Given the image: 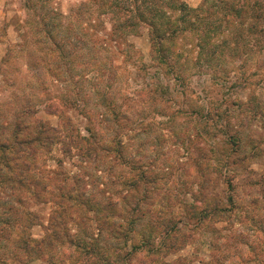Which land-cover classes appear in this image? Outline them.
I'll use <instances>...</instances> for the list:
<instances>
[{
	"label": "clouds",
	"instance_id": "obj_1",
	"mask_svg": "<svg viewBox=\"0 0 264 264\" xmlns=\"http://www.w3.org/2000/svg\"><path fill=\"white\" fill-rule=\"evenodd\" d=\"M81 4L111 46L30 68ZM5 145L0 264H264V0H0ZM40 177L37 200L18 181ZM102 191L120 213L103 231L76 203Z\"/></svg>",
	"mask_w": 264,
	"mask_h": 264
},
{
	"label": "rangeland",
	"instance_id": "obj_2",
	"mask_svg": "<svg viewBox=\"0 0 264 264\" xmlns=\"http://www.w3.org/2000/svg\"><path fill=\"white\" fill-rule=\"evenodd\" d=\"M134 2V1H133ZM68 3L71 5L74 3V0H68ZM13 11L22 12V8L14 9ZM65 11L72 16V24L68 29H65L61 32H57L54 35L46 32L45 35V48L38 49V51H44V55L38 57L36 61L30 65V68L38 69L40 64L44 61L53 63L55 66L63 68L65 65L68 66L65 71H69L73 65L80 62L84 59V56H81L80 53H85L87 59H92L94 54V49L99 46L100 50H104V46L107 44L111 46V39H104L103 33L105 31L103 21H99L96 24L87 23L83 20V13L87 12L88 9L85 5L81 4L79 7L65 8ZM19 16L13 18L14 21L19 20ZM77 24L79 27L83 28V32L76 31ZM168 50V49H163ZM169 53L167 58L171 56V50H168ZM118 66V65H114ZM44 127V125H40ZM8 147L5 145L0 148V151L7 152ZM7 160L6 156H0V162H5ZM58 167L62 166L63 161L57 162ZM22 169H27L28 166L22 165ZM12 178H0V184L7 183ZM21 187L33 188L34 198L39 200V198L46 192H48V183L44 180L43 177L40 178H30L28 184H25L23 181H18ZM80 181L73 179V185L79 186ZM138 187V184L133 181L126 184V189L129 191H135ZM59 195L61 198L66 199L68 202L73 200V197L64 193L63 189H59ZM103 191L100 193L102 197L100 200H92L87 198H82V193L79 194L76 198V203L84 212H93L94 215L91 217L93 222L97 223V227L100 230H107L112 227L111 221L113 219H118L120 217L119 210L117 209L115 200H104ZM19 202V201H18ZM46 203V201H44ZM139 209L138 206H134L130 210V215L128 218L127 231L134 230L138 224L141 216L138 215ZM108 215H113L110 219H105ZM18 219L17 210L6 200L0 198V224L3 225H12ZM39 218L33 216L32 220L37 221ZM32 221H30L31 223ZM124 235V233H121Z\"/></svg>",
	"mask_w": 264,
	"mask_h": 264
},
{
	"label": "trees",
	"instance_id": "obj_3",
	"mask_svg": "<svg viewBox=\"0 0 264 264\" xmlns=\"http://www.w3.org/2000/svg\"><path fill=\"white\" fill-rule=\"evenodd\" d=\"M134 1V0H133ZM145 2H147V0H145ZM146 12H149V13H152V14H155V10L153 9H145ZM142 15V14H141ZM169 50V49H168ZM168 50H163V48L161 49H158L157 50V55L159 56V59H160V63L161 64H165L167 62V55L169 53ZM199 55V54H198ZM5 166H7V164L5 163ZM113 215H108V217H104L105 219H110L112 218Z\"/></svg>",
	"mask_w": 264,
	"mask_h": 264
}]
</instances>
